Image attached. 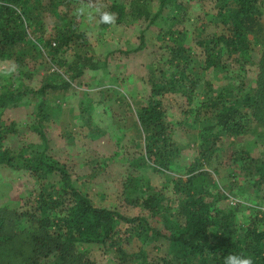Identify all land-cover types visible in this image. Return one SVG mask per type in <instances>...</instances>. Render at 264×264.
<instances>
[{"label":"rangeland","instance_id":"1","mask_svg":"<svg viewBox=\"0 0 264 264\" xmlns=\"http://www.w3.org/2000/svg\"><path fill=\"white\" fill-rule=\"evenodd\" d=\"M131 1L29 0L23 15L26 21L32 22L31 40L20 52L25 65L17 69L14 59L0 60V94L6 91L20 93L16 103H9L1 113L2 124H13L15 130L5 136L2 145L13 154L40 151L44 145L40 129L47 139V154L66 165L74 185L95 206L116 209L129 217L143 215L152 225L159 226L160 215L152 217L140 205L124 201L126 180L128 177L145 180L174 204L177 196L173 181L183 177L191 163L198 159L201 134L211 140L219 129L213 127L215 120L210 109L199 106L203 97L215 95L224 87L232 88L236 95L242 86L243 92V75L244 89H248L253 85L250 78L254 77L255 69L252 63L247 64L244 74L237 64L224 63L225 69L203 68L199 63L201 54L196 40L203 34L223 31L217 16L220 0H179L184 5L181 11L186 43L194 53L191 71L201 88L196 91L191 104L180 94L167 93L159 98L171 127V140L180 149L175 164L159 172L148 162L140 163L144 156L143 133L136 113L147 101L152 74L158 75L159 71L167 74L170 68L166 61L168 41L157 38L159 21L148 25L143 19L130 17L122 26L99 27L98 15L109 4L121 2L127 5ZM226 1L234 9L230 0ZM141 2L146 3L151 13L156 11V0ZM261 22L264 25V5ZM74 23L76 32H81L82 36L73 38L64 52H53L49 44L52 45L55 35ZM140 34L144 35V46L131 52L138 46ZM39 49L43 51L38 53ZM253 50L258 52L259 46ZM78 56L87 58L97 67L83 69L80 77L70 81L74 62L77 65L83 62ZM63 81L70 85L56 90L48 88L42 112H39L37 89ZM205 88L210 90L209 94L204 93ZM261 131L256 125L237 137L221 135L213 141V160L203 165L212 173L210 191L217 196L216 204L230 209L236 206L238 223L247 215L264 211V201L260 203L261 195L255 193L251 179H247L248 173L232 164L231 158L239 149L262 157L264 140L258 136ZM36 186L35 178L28 172L0 164V207L25 206ZM136 189L138 192L134 190L135 193L146 191L143 186ZM134 225L131 227H136ZM129 227L121 222L117 233L122 239L129 240L126 246L130 253L143 248L151 255L147 260L135 256L126 264H164L161 259L168 252L167 242L152 240L140 246L133 234L126 231ZM79 248L96 264H121L114 248L105 249L94 244H81Z\"/></svg>","mask_w":264,"mask_h":264},{"label":"trees","instance_id":"2","mask_svg":"<svg viewBox=\"0 0 264 264\" xmlns=\"http://www.w3.org/2000/svg\"><path fill=\"white\" fill-rule=\"evenodd\" d=\"M156 1L153 13L141 0H132L127 5L112 2L98 15V22L100 28H106L125 25L130 17L143 19L148 25L159 21L157 38L168 41L166 61L170 70L167 74L160 71L158 75L152 74L147 101L136 113L144 148L139 162H148L154 170L162 172L175 164L180 149L171 140V127L159 98L167 93L180 94L191 104L201 84L191 71L194 53L186 43L187 34L182 26L184 5L179 0ZM225 1L220 0L217 6L223 31L203 34L196 40L201 54L199 63L203 68L220 69L237 64L243 74L247 64L252 63L255 69L254 77L250 78L253 85L244 89L243 75V92L239 85L241 88L236 95L232 88L224 87L215 95L203 97L199 106L210 109L215 120L213 127L219 129L211 140L201 134L198 159L191 163L183 177L173 181L177 196L174 204L147 181L132 177L126 180L124 201L140 205L152 217L160 215L161 225H152L143 215L129 217L116 209L95 206L74 185L66 165L47 154V139L40 129L44 143L40 151L13 154L3 147L2 141L15 131L14 125L4 126L0 120V164L23 169L37 183L25 206L0 207V264H96L80 251L81 244L114 248L121 264L135 256L147 260L151 254L145 249L140 248L137 253L127 249L129 240L117 233L121 222L130 225L126 231L133 234L140 246L152 240H165L168 252L161 259L164 264L172 261L175 264H224V257L230 253L249 255L254 264H264V211L247 215L238 223L236 206L230 209L216 204L217 196L210 191L212 173L203 168L213 160V141L223 134L237 137L257 125L262 130L258 136L264 140V25L261 22L264 0H230L234 9ZM28 2L0 0V60L14 59L17 69L25 65L20 52L31 40L32 22L26 21L23 15ZM105 14L112 17L110 22L103 21ZM76 30L74 23L55 35L52 47L49 41L46 43L53 52H64L73 38L82 36ZM143 46L144 35L140 34L138 46L130 51L135 52ZM256 46L259 51L255 53ZM40 51L43 49L37 52ZM78 57L83 62L77 65L75 61L74 69L70 67L74 71L69 76L70 81L80 77L83 69L97 67L87 58ZM69 85L70 82L63 81L39 87L36 91L40 96L38 111L42 112L48 88L56 90ZM208 91L205 88L204 93L209 94ZM19 96L20 93L13 91L0 94V116L3 108L16 103ZM231 163L248 173L247 179H251L255 193L261 195L260 203L264 201V155L253 156L248 150L239 149L233 152ZM142 186L146 191L135 193L138 192L136 188ZM133 224L135 229L131 227Z\"/></svg>","mask_w":264,"mask_h":264},{"label":"clouds","instance_id":"3","mask_svg":"<svg viewBox=\"0 0 264 264\" xmlns=\"http://www.w3.org/2000/svg\"><path fill=\"white\" fill-rule=\"evenodd\" d=\"M102 19L104 22H110L112 17L105 14ZM224 264H254V259L242 253H230L224 257Z\"/></svg>","mask_w":264,"mask_h":264}]
</instances>
